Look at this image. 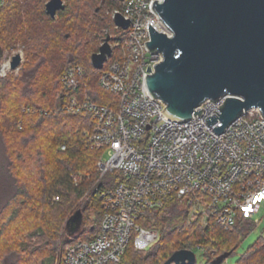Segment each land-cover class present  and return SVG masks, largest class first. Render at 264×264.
I'll use <instances>...</instances> for the list:
<instances>
[{
  "label": "built area",
  "instance_id": "1",
  "mask_svg": "<svg viewBox=\"0 0 264 264\" xmlns=\"http://www.w3.org/2000/svg\"><path fill=\"white\" fill-rule=\"evenodd\" d=\"M152 2L118 0L111 10L112 20L120 13L129 24L125 29L114 24L118 31L109 38L112 54L94 72L97 85L117 96L110 104L88 93L80 64L69 65L60 78L64 96L57 109L91 114L94 126L88 141L101 151L97 169L101 175L114 174L98 191L99 231L90 240L70 243L66 264L118 262L131 242L138 250L146 249L159 234L139 219L170 202L188 223L202 228L231 230L239 222L256 226L261 221L256 215L264 208V117L258 109L243 110L222 132H214L220 119L208 125L205 118L219 116L217 106L226 96L206 99L196 108L202 107L203 114L193 113L185 121L163 112L166 104L145 82L146 73H153L162 60L159 51L146 48L148 26L167 36L172 32Z\"/></svg>",
  "mask_w": 264,
  "mask_h": 264
},
{
  "label": "trees",
  "instance_id": "2",
  "mask_svg": "<svg viewBox=\"0 0 264 264\" xmlns=\"http://www.w3.org/2000/svg\"><path fill=\"white\" fill-rule=\"evenodd\" d=\"M47 1L0 0V48L4 51L19 42L26 57L18 74L0 78V222L9 224L26 210L33 216L39 204L44 224L53 231L72 200L86 191L90 197L96 195L99 220L88 226L87 233L81 230L84 214L75 232L67 227L69 217L66 220L61 262L66 264V247L92 239L100 229L98 191L106 183L98 180L94 185L101 151L88 141L94 126L91 114L57 109L64 96L60 78L69 65L80 64L87 75V91L95 101L110 104L109 99L117 98L110 92L113 97L106 96L107 91L97 85L90 56L107 34L118 31L111 17L118 0H63L65 7L55 17L45 12ZM107 175L112 178L114 174ZM78 176L80 181L75 183ZM139 222L157 229L158 239L143 250L131 242L118 262L106 264H163L177 249L199 252L196 264H211L221 253L233 254L240 239L256 227L239 222L231 230L216 225L202 228L188 223L174 202L147 210ZM25 250L22 241L12 243L4 252L0 247V264H25ZM53 251H46L39 264H54ZM235 264H264V238L250 244Z\"/></svg>",
  "mask_w": 264,
  "mask_h": 264
},
{
  "label": "water",
  "instance_id": "3",
  "mask_svg": "<svg viewBox=\"0 0 264 264\" xmlns=\"http://www.w3.org/2000/svg\"><path fill=\"white\" fill-rule=\"evenodd\" d=\"M65 7L63 0H48L45 12L55 17ZM152 7L172 32L156 31L149 24L148 50H157L162 60L155 71L146 73L149 92L160 98L163 112L173 120L185 121L206 99L226 96L217 107L219 116H207L208 125L218 117L222 124L213 127L220 133L243 110L258 109L264 117V0H153ZM113 23L127 28L129 21L117 13ZM107 34L98 51L90 56L91 64L100 69L112 54ZM3 51L0 48V55ZM21 55H12L9 65L16 69ZM150 70V65L147 66ZM215 111V110H213ZM82 210L68 219L67 227L75 232L82 221ZM231 251L217 255L211 264H221ZM190 249H177L163 264H196Z\"/></svg>",
  "mask_w": 264,
  "mask_h": 264
},
{
  "label": "rangeland",
  "instance_id": "4",
  "mask_svg": "<svg viewBox=\"0 0 264 264\" xmlns=\"http://www.w3.org/2000/svg\"><path fill=\"white\" fill-rule=\"evenodd\" d=\"M95 4L97 5L98 3ZM108 30L109 27L105 28L103 30V34H105ZM17 52L21 53L22 61L16 69H11L9 66V60L11 56L16 54ZM25 59L26 57L24 46L19 42H16L9 48L4 49L3 54L0 57V67L3 64L8 63V68H6L5 71L0 70V78H4L11 74H18ZM104 94H106V96L108 97H113L109 92H106ZM109 100L112 101L113 99ZM97 177L98 178L95 181L94 185L96 184V182H98V180H102L104 181V183H109L112 179L111 177H108L107 174L101 175L98 169ZM74 180L75 183L79 182V176L74 178ZM90 196L91 195L89 191H86V193H84V195L80 198L72 200L71 206L69 207V210L63 215V218L57 221L56 226L53 225V231L44 224V217L41 218L40 216V214L42 213L40 212L42 206L40 207L39 204L35 205L37 210H35L36 213L33 216H31V214H28L27 212L29 211L26 210V212H22L15 221H12L9 224H5V222L1 224L0 222V227L2 229V234L0 235L1 251L4 252L6 248L12 243L22 241V246H25L26 249L22 252V257H25L26 259L25 264H39V259L45 256L46 251L51 250H54L53 252L55 253L54 264H61L64 251V242L67 239V232L65 230L67 218L70 217L76 210H82L84 214V221L81 226V230L85 233H87L89 225H91L92 223H97L99 220V216L97 215L98 203L96 195H94L93 197ZM56 198L57 197H54V200ZM256 216V218H260L261 221L245 237L240 239L239 245L235 252L228 256L221 264H235L238 256L242 252H244L250 244H252L260 236L264 238V208H261ZM195 254L197 260H199V252H196ZM34 257H36L35 261H33ZM28 259L31 260L29 261Z\"/></svg>",
  "mask_w": 264,
  "mask_h": 264
},
{
  "label": "bare ground",
  "instance_id": "5",
  "mask_svg": "<svg viewBox=\"0 0 264 264\" xmlns=\"http://www.w3.org/2000/svg\"><path fill=\"white\" fill-rule=\"evenodd\" d=\"M8 67L7 63H5L4 65H2L1 70H5Z\"/></svg>",
  "mask_w": 264,
  "mask_h": 264
}]
</instances>
